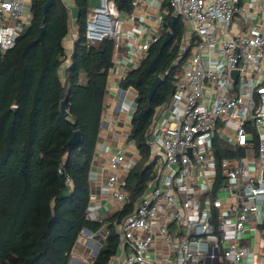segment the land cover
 I'll use <instances>...</instances> for the list:
<instances>
[{
    "label": "built area",
    "instance_id": "2783aa9c",
    "mask_svg": "<svg viewBox=\"0 0 264 264\" xmlns=\"http://www.w3.org/2000/svg\"><path fill=\"white\" fill-rule=\"evenodd\" d=\"M166 1L188 28L176 64L184 56L186 61L175 93L156 108L147 132L154 177L133 210L115 222L120 264H213L208 246L219 243L220 264H244L247 252L240 237L251 213L258 214L264 203V183L240 159L224 157V182L215 191L214 142L228 137L231 144L251 149L247 125L252 122L261 136L264 161V24L242 31L241 0ZM32 7L33 0H0L1 54L30 27ZM123 27L116 1L99 0L87 18L86 38L90 44L116 39ZM157 39L153 35L141 49L147 51ZM226 129H234L233 136ZM125 161V150L111 154L107 177L120 212L128 203ZM249 198L256 202L249 203ZM229 224L233 236L228 241ZM217 232L220 239H214Z\"/></svg>",
    "mask_w": 264,
    "mask_h": 264
},
{
    "label": "trees",
    "instance_id": "16d2710c",
    "mask_svg": "<svg viewBox=\"0 0 264 264\" xmlns=\"http://www.w3.org/2000/svg\"><path fill=\"white\" fill-rule=\"evenodd\" d=\"M47 1L33 0L30 27L13 48L0 52V264H70L83 231L98 233L106 224L88 217L90 170L116 40L105 37L90 44L85 33L87 1L76 0L79 36L68 56L63 40L69 31V8L63 0H53L45 12ZM115 1L121 11L135 7L134 0ZM171 17L141 64L121 81L123 88L138 90L130 139L141 158L126 178L128 203L109 221L91 264H108L116 255L119 235L114 222L133 210L154 177L152 165H147V131L156 108L175 93L186 59L176 64L185 32L179 17L171 41L162 47ZM68 57L72 62L62 73ZM158 76L162 81L150 98ZM77 130L81 139L69 145Z\"/></svg>",
    "mask_w": 264,
    "mask_h": 264
},
{
    "label": "crops",
    "instance_id": "0c3cea01",
    "mask_svg": "<svg viewBox=\"0 0 264 264\" xmlns=\"http://www.w3.org/2000/svg\"><path fill=\"white\" fill-rule=\"evenodd\" d=\"M63 1L69 7V11L72 10L69 12V31L63 40L64 47L68 56H70L74 49L75 41L79 36V7L76 0ZM86 1L88 18L91 8L96 5L92 2L96 0ZM261 1L262 0H241L240 4L245 7V11L239 14L238 20L242 26V31L250 25L259 23L264 24V8L261 7ZM134 4L135 7L132 12L119 10L121 18L124 21V27L121 36L115 39L116 50L114 65L109 72L102 122L90 170L91 202L88 217L92 220L104 221L106 224L98 233H92L89 229H85L84 231L93 234V238H96L99 242L98 247L100 244L104 243V239L108 232L109 221L119 210V204L114 200L111 190L107 186V177L110 172L109 158L111 154L119 149L125 150L126 161L123 166L126 171H124L123 175L126 178L129 171L141 158L136 142L130 139V134L132 132V116L137 107L136 98L138 96V90L134 86L123 88L121 81L129 71L138 67L146 57L147 51L141 49L142 43L150 40L155 34L160 38L166 31L171 15V24L174 16H177V19L178 17L181 19L166 0H134ZM183 25L185 26L184 23ZM172 28L171 25V28L168 30ZM187 30L188 28L185 26V32L181 43L187 34ZM70 34L72 37L68 39ZM71 62V58L68 57L62 65V73ZM121 107L124 108V111L120 110ZM247 129L253 135V144L249 150L231 144L226 140L228 137H224L225 139L219 137L215 140L214 146L216 148L217 166V175L214 181L215 191L217 189V184L221 185L224 182V178L220 171V160L224 157L240 159L243 164L247 166V172L258 177V179L264 183V161L259 154L261 136L258 134L252 122L248 123ZM225 132L227 136L231 137L234 134V129H226ZM220 150L224 152L223 156H221ZM149 162L150 158L147 165H150ZM238 180L241 182L242 177H239ZM215 191L213 195H215ZM248 202L255 203L256 199L249 198ZM228 222L231 224V219L228 220ZM230 224L227 232L228 241L231 240L233 236V229ZM220 237V233L217 232L214 239H220ZM86 241L87 243L89 242V245L93 243V241L85 238L83 239L81 235L77 245L72 251L70 264H91L94 261L96 251L93 253L91 252L90 246L87 245L89 248L84 246L83 243ZM240 241L247 252L244 264H264V203H260V211L258 214L251 213L246 223V230L241 235ZM208 248L210 253L209 261L213 264H220L223 243H219V247L208 246ZM111 261H113L114 264H120L119 247L118 252Z\"/></svg>",
    "mask_w": 264,
    "mask_h": 264
},
{
    "label": "water",
    "instance_id": "95a60500",
    "mask_svg": "<svg viewBox=\"0 0 264 264\" xmlns=\"http://www.w3.org/2000/svg\"><path fill=\"white\" fill-rule=\"evenodd\" d=\"M52 2H53V0H48L45 3V6H44L45 12H47L48 7H49V5ZM176 21H177V16H174L173 17V20H172V27L175 26ZM44 30H45V27H42L41 32H40V35H39V39H42L43 38ZM172 37H173V31L171 29V30H168L167 35H166V37L163 40L162 47L166 46L171 41ZM233 75H234L235 78H237L238 70H234L233 71ZM161 81H162V77H160V76L156 77V79L154 80V82H153V84L151 86L150 92H149V97L150 98L153 97V95L156 92V90H157L158 86L160 85ZM61 108H62V111L63 112H66L67 111L66 101L65 100L62 101ZM81 135L82 134H81V131L80 130L75 131L74 136L70 139V141H69L68 144L71 145V144H74V143L78 142L81 139Z\"/></svg>",
    "mask_w": 264,
    "mask_h": 264
},
{
    "label": "rangeland",
    "instance_id": "374dc122",
    "mask_svg": "<svg viewBox=\"0 0 264 264\" xmlns=\"http://www.w3.org/2000/svg\"><path fill=\"white\" fill-rule=\"evenodd\" d=\"M92 3L93 4H98L99 3V0L93 1ZM71 37H72V35L70 34L69 37H68V39H70ZM66 44L68 45V42L67 41H66ZM82 238L83 239L85 238V239H88L90 241H93V243L91 245H89V242L87 243V241L84 242L83 244H84V246H87V245L90 246L91 252L95 253V251H97L99 242H98V240L96 238H93V234L89 233L88 231H84L82 233Z\"/></svg>",
    "mask_w": 264,
    "mask_h": 264
}]
</instances>
